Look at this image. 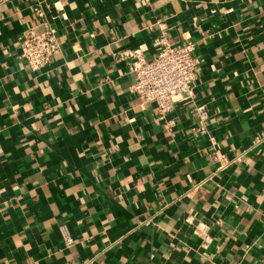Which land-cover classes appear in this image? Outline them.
I'll return each mask as SVG.
<instances>
[{
	"label": "crops",
	"instance_id": "0c3cea01",
	"mask_svg": "<svg viewBox=\"0 0 264 264\" xmlns=\"http://www.w3.org/2000/svg\"><path fill=\"white\" fill-rule=\"evenodd\" d=\"M161 32L196 58L163 116L131 69ZM0 264H264V0H0Z\"/></svg>",
	"mask_w": 264,
	"mask_h": 264
},
{
	"label": "built area",
	"instance_id": "2783aa9c",
	"mask_svg": "<svg viewBox=\"0 0 264 264\" xmlns=\"http://www.w3.org/2000/svg\"><path fill=\"white\" fill-rule=\"evenodd\" d=\"M153 43L159 47L157 54L145 59L133 51L135 59L131 69L135 74L133 88L142 102L154 101L158 113L163 116L173 104L185 99L191 91L195 75L196 58L192 55L193 42L187 41L179 46L166 41L164 32L154 37ZM21 52L32 69H38L50 62V56L59 49V41L54 29L43 22L40 29L26 28L21 37ZM198 130L206 133L207 109L203 103L196 106ZM67 243L73 239L62 229Z\"/></svg>",
	"mask_w": 264,
	"mask_h": 264
}]
</instances>
